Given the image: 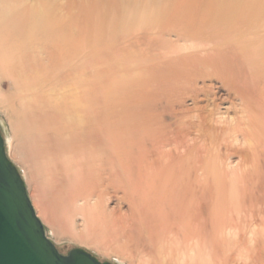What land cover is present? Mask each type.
Here are the masks:
<instances>
[{
    "label": "bare ground",
    "instance_id": "1",
    "mask_svg": "<svg viewBox=\"0 0 264 264\" xmlns=\"http://www.w3.org/2000/svg\"><path fill=\"white\" fill-rule=\"evenodd\" d=\"M136 30L200 43L183 52L163 42L111 100L91 69L92 39L110 53ZM253 49L264 52V0H0V76L12 85L0 94L12 118L6 143L41 184L44 218L80 216L86 232L101 227L113 242L165 256L221 257L234 232L264 261V53ZM249 71L261 78L244 82ZM213 75L229 88L247 83L240 114L205 116L210 134L195 116H168L186 98L210 99L197 83ZM233 142L250 184L227 182L234 168L217 151Z\"/></svg>",
    "mask_w": 264,
    "mask_h": 264
},
{
    "label": "rangeland",
    "instance_id": "2",
    "mask_svg": "<svg viewBox=\"0 0 264 264\" xmlns=\"http://www.w3.org/2000/svg\"><path fill=\"white\" fill-rule=\"evenodd\" d=\"M163 42H166L168 47L172 46L171 48L179 47L183 52L192 50L200 43L199 40H178L175 34L167 35L165 41H163L154 31L144 33L136 30L126 35L125 39L118 43V49L110 53H101L100 48L104 45V41L99 38L92 39L91 69L104 74L109 99L117 100L120 97L119 88H125L130 82L138 78L136 70L149 63V56L151 57L161 52ZM251 53L261 56L264 52L259 49H253ZM257 66L256 64L251 65L253 69H256ZM259 78L261 76L252 71L243 73L244 82L247 80L254 82ZM246 84L243 83L237 87L229 88L216 75L201 77L197 86L199 88L205 87L211 93L209 95L210 99L194 103L192 99L186 98L175 105L173 114H168V116L172 118L175 116H195V121L196 119L200 121L202 127L207 129V133L210 134L212 129L207 128L206 125L203 126L205 116H212L215 121L230 120L236 116L243 104L240 93L249 89ZM11 88L10 79L0 76L1 101H3V96L10 94ZM172 99L182 100L180 95H176ZM11 120L12 118L7 110L0 106V129L6 139H8L9 133H12ZM198 121L196 123L200 124ZM6 147L10 160L21 171L29 197L37 215L45 226L47 235L65 254L71 249L82 248L91 252L101 261L114 264H264V261L255 259V255H258L260 249L253 243L248 245L240 244L239 237L234 232L230 234L228 231L225 232L226 250L221 257L213 256L206 249L196 257H185L183 254L165 256L159 252H149V248L144 245L113 242L111 238L113 233L101 227H97L95 231L93 230V233L86 232L84 221L80 216L72 221L62 215L49 213L48 219H46L42 215V209H45L48 201L45 200L41 184L35 178L30 177L29 174L25 175L24 170L29 173V166L25 163L22 152L12 149L8 143H6ZM217 154L228 164L226 165L227 168H234L227 182H236L237 184L238 182L243 184L251 183V181L246 180V175H241L242 171L236 169V164L244 158L241 142L229 143L226 147L222 146L218 149ZM40 200H44V204L40 205ZM117 203L118 200L114 198L110 201L109 206H116ZM121 207L125 211L127 204L121 203Z\"/></svg>",
    "mask_w": 264,
    "mask_h": 264
},
{
    "label": "water",
    "instance_id": "3",
    "mask_svg": "<svg viewBox=\"0 0 264 264\" xmlns=\"http://www.w3.org/2000/svg\"><path fill=\"white\" fill-rule=\"evenodd\" d=\"M0 264H114L91 252H61L47 235L0 130Z\"/></svg>",
    "mask_w": 264,
    "mask_h": 264
}]
</instances>
